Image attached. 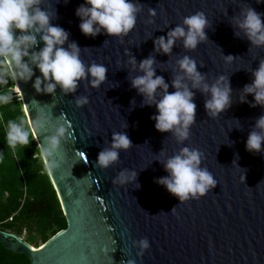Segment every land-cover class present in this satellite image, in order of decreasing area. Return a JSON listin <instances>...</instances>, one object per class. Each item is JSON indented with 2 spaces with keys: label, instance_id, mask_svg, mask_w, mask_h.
I'll use <instances>...</instances> for the list:
<instances>
[{
  "label": "water",
  "instance_id": "95a60500",
  "mask_svg": "<svg viewBox=\"0 0 264 264\" xmlns=\"http://www.w3.org/2000/svg\"><path fill=\"white\" fill-rule=\"evenodd\" d=\"M82 3L41 0L40 7L54 13L50 23L69 32L65 47L75 41L86 65L107 66L99 88L81 79L74 92L65 93L59 86L51 93L37 92L33 84L41 73L35 67L30 79L13 80L39 152L52 125L65 128L56 154L60 166L48 175L67 226L39 247L2 228L0 242L27 255L30 264H264V142L260 152L245 148L264 105L252 106L253 94L243 93L253 70L264 61V45H254L235 25L249 7L264 14V0H133L139 4L135 26L119 37L103 30L95 36L83 34L75 15ZM197 11L209 21L206 40L186 48L183 38H177L169 53L154 46L158 36ZM37 39L29 51L43 46L39 34ZM130 56L136 59L135 67L128 62ZM148 56L154 58L155 74L169 84L168 92L175 90L172 80L177 75L194 92L195 120L183 141L172 131L155 129L150 119L155 105H143V95L131 84L143 74L139 62ZM185 56L195 61L204 82L213 84L224 75L230 83L231 104L216 117L205 109L210 93L191 88L180 69L179 60ZM23 59L31 64L28 57ZM79 97H87V103L77 105ZM41 112L49 119L45 128L36 127ZM114 131L126 132L132 146L121 149L109 167L100 168L97 153L110 146ZM184 146L203 151L201 166L217 184L204 196L180 203L156 180L168 175L161 161ZM40 156L44 164L51 162ZM121 170H135L139 187L135 182L113 183ZM142 238L149 241L146 249L140 246Z\"/></svg>",
  "mask_w": 264,
  "mask_h": 264
},
{
  "label": "clouds",
  "instance_id": "9594fccd",
  "mask_svg": "<svg viewBox=\"0 0 264 264\" xmlns=\"http://www.w3.org/2000/svg\"><path fill=\"white\" fill-rule=\"evenodd\" d=\"M260 2V0H258ZM41 0H0V65H3L13 80L30 79L33 68H38L41 73L34 80L37 92L51 93L59 86L65 93L74 92L81 79H89L91 86L99 88L106 79L107 66L104 64H85L80 58V47L75 42H69V32L59 25L50 23L54 13L40 7ZM139 4L133 0H84L76 10L75 15L80 18L79 28L86 36H95L103 30L109 35L119 37L127 34L136 23V12ZM155 15V9H150ZM264 14L254 8H247L243 12V19H236L235 25L242 29L254 45H264ZM209 21L202 11L193 12L183 18L182 24H177L167 30L166 35H160L154 40V46L164 53H169L177 38H183L186 48H195L201 41L207 39L205 27ZM20 32H16V30ZM43 46L37 51H29L38 44ZM239 35V32L235 33ZM28 57L29 64L23 58ZM228 60L232 56L227 57ZM133 67L137 62L134 56L128 61ZM154 58L148 56L139 62L142 75L132 78V86L143 95V105H155L156 112L150 117L154 120V127L161 132L172 131L178 141H183L189 136V128L195 120V102L192 99L194 92L184 83L183 77L177 75L172 80L173 92H168L169 84L163 76L156 75L153 68ZM180 69L184 76L191 80V88H199L210 93L205 101V109L212 117L230 106L232 91L230 83L221 75L213 84L204 82V76L197 70L193 59L185 56L179 60ZM7 83L4 71H0V84ZM43 84V87H42ZM18 89H13L17 91ZM243 93L253 94L252 106L264 105V61L253 70V80L244 85ZM11 97L0 94V104H6ZM245 100V95L240 96ZM77 105L87 103V97H79ZM33 117L30 119L32 120ZM36 127L45 128L49 124L47 115L43 112L36 117ZM127 126L126 124L124 125ZM53 131L47 137L46 145L40 146V152L45 160L46 172H52L60 166L56 158L60 150V137L65 128L52 125ZM36 138L35 130L23 127V122L17 123L9 119L4 133L7 146L12 149L13 155L17 146L30 143L29 137ZM264 142V115L260 116L247 137L245 148L249 152H260ZM132 141L126 132L114 131L111 134L110 146L97 153L96 164L100 168H107L118 160L120 150L128 149ZM203 151L199 148L182 147L178 152L162 160L168 175L159 177L156 183L163 185L167 191L174 194L180 203L190 199L204 196L211 188L215 187L217 180L213 174L201 166ZM238 159V155L236 157ZM3 154L0 153V160ZM243 180V177H242ZM135 182L139 187L137 172L135 170H121L113 183L125 185ZM175 211V206L171 209ZM141 248H148L149 241L142 238ZM134 264V261H128Z\"/></svg>",
  "mask_w": 264,
  "mask_h": 264
},
{
  "label": "trees",
  "instance_id": "16d2710c",
  "mask_svg": "<svg viewBox=\"0 0 264 264\" xmlns=\"http://www.w3.org/2000/svg\"><path fill=\"white\" fill-rule=\"evenodd\" d=\"M7 83L0 84V94H8L11 99L0 104V228L21 236L24 230L29 234L25 240L38 247L58 231L67 226L56 190L44 168L39 148L30 136V143L17 146L13 155L4 133L7 121L23 122L30 130L19 95L13 91L14 81L10 72L0 65ZM0 264H30L24 253L7 249L0 242Z\"/></svg>",
  "mask_w": 264,
  "mask_h": 264
},
{
  "label": "rangeland",
  "instance_id": "374dc122",
  "mask_svg": "<svg viewBox=\"0 0 264 264\" xmlns=\"http://www.w3.org/2000/svg\"><path fill=\"white\" fill-rule=\"evenodd\" d=\"M13 89H15V87H14ZM18 90H19V89H18ZM18 90H17V91H18ZM14 92H16V91H14ZM26 116H27V115H26ZM26 120H27V122H28V124H29L28 117H26ZM28 234H29V232H28L27 230H24V231L22 232L21 237L25 240V237H26ZM36 243H37V244H41V239H40L39 237H37Z\"/></svg>",
  "mask_w": 264,
  "mask_h": 264
},
{
  "label": "bare ground",
  "instance_id": "6f19581e",
  "mask_svg": "<svg viewBox=\"0 0 264 264\" xmlns=\"http://www.w3.org/2000/svg\"><path fill=\"white\" fill-rule=\"evenodd\" d=\"M15 89H19V86H18V85H16V86H15ZM40 245H41V244H40ZM40 245H39V246H40ZM39 246H38V247H39Z\"/></svg>",
  "mask_w": 264,
  "mask_h": 264
},
{
  "label": "snow or ice",
  "instance_id": "6c2138e0",
  "mask_svg": "<svg viewBox=\"0 0 264 264\" xmlns=\"http://www.w3.org/2000/svg\"><path fill=\"white\" fill-rule=\"evenodd\" d=\"M80 156H84V153L82 152V153H80Z\"/></svg>",
  "mask_w": 264,
  "mask_h": 264
}]
</instances>
